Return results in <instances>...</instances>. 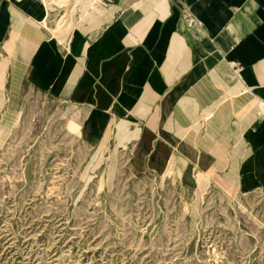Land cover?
<instances>
[{"label": "crops", "instance_id": "crops-1", "mask_svg": "<svg viewBox=\"0 0 264 264\" xmlns=\"http://www.w3.org/2000/svg\"><path fill=\"white\" fill-rule=\"evenodd\" d=\"M2 53L0 69L87 101L67 120L95 144L135 142L137 161L156 133L180 165L264 190V0H0Z\"/></svg>", "mask_w": 264, "mask_h": 264}, {"label": "rangeland", "instance_id": "rangeland-1", "mask_svg": "<svg viewBox=\"0 0 264 264\" xmlns=\"http://www.w3.org/2000/svg\"><path fill=\"white\" fill-rule=\"evenodd\" d=\"M7 65L0 264H264L263 189L228 183L231 167L180 165L176 145L156 133L137 161L135 142L108 133L95 144L67 120L84 121L87 101L38 90Z\"/></svg>", "mask_w": 264, "mask_h": 264}, {"label": "bare ground", "instance_id": "bare-ground-1", "mask_svg": "<svg viewBox=\"0 0 264 264\" xmlns=\"http://www.w3.org/2000/svg\"><path fill=\"white\" fill-rule=\"evenodd\" d=\"M235 74V73H234ZM234 77H235V75H234ZM87 133H88V128H85L84 129V135H85V138L87 139Z\"/></svg>", "mask_w": 264, "mask_h": 264}]
</instances>
